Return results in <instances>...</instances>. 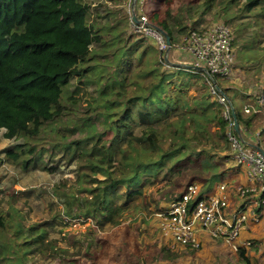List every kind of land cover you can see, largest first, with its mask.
<instances>
[{
	"label": "trees",
	"instance_id": "16d2710c",
	"mask_svg": "<svg viewBox=\"0 0 264 264\" xmlns=\"http://www.w3.org/2000/svg\"><path fill=\"white\" fill-rule=\"evenodd\" d=\"M128 3L0 0V130L7 139L21 140L4 150V158L24 169L32 161L44 168V152L50 158L62 152L61 160L75 162V178L52 188L62 204L55 214L90 219L99 229L120 224L118 200L142 196L160 172L180 193L192 181L209 192L223 180L229 143L222 106L205 78L173 62L169 52L178 35L212 10L211 20L227 25L241 16L264 18V0H153L149 10L145 0H135L136 18L143 12L150 27L170 37L165 59L149 36L132 27ZM248 21L235 26L245 30ZM262 53L246 60L241 92L261 84L250 68L264 62ZM229 90L238 124L253 129L264 120V102L252 103L260 114L244 115L232 99L236 91ZM140 208L133 205L129 215ZM23 219L14 204L0 206V264H27L30 254L65 260L66 249L49 237L45 224L25 226ZM118 232L124 234L108 242L107 252L104 242L105 264H153L167 254L153 244L139 249L137 237L125 236L127 228ZM84 245L93 259L89 243Z\"/></svg>",
	"mask_w": 264,
	"mask_h": 264
},
{
	"label": "rangeland",
	"instance_id": "374dc122",
	"mask_svg": "<svg viewBox=\"0 0 264 264\" xmlns=\"http://www.w3.org/2000/svg\"><path fill=\"white\" fill-rule=\"evenodd\" d=\"M100 1L102 0H89L91 4L96 6H99L98 4ZM152 2L153 0H145L144 8L149 10ZM91 8V11L94 12V7ZM99 9H101V7H99ZM213 11L214 10L207 13L203 21L197 23L196 26H207L211 22L220 21L217 19L211 20ZM255 19L258 20L259 24H264V18L258 15L241 16L239 19L235 20V24L242 20H249L248 24L245 26V30L243 25L235 26V24L229 23L233 37L232 49L235 53L233 64L235 77L227 80H224V78L218 79V83L222 87L226 86L224 90L230 89V87L233 86L237 94V89L239 88L238 94L232 97L235 105L239 108H242L244 100L247 101L248 99L247 104L250 105L254 102V99L252 100L251 98L253 97L252 94L247 96L243 93L246 90L243 92L240 91L242 82L245 80V71L247 69L246 62H248L246 60L249 57L255 58V55L261 54L264 51V30L259 29ZM175 34H177V32H175ZM180 35L177 36L175 43H178ZM252 36L254 37L253 41L251 40ZM146 41L151 45L148 39H146ZM169 53L171 54L172 61L177 64L192 66V63H195V60H191V56H189L187 52L172 48ZM262 54L264 55V53ZM252 63L254 66L250 68V74L257 70L259 76L258 80L263 84L264 62L260 61V65L257 63L254 64V62ZM250 84H252L250 86L253 87L255 83L252 81ZM257 86L258 85H256L253 90L249 91V93H252ZM234 90L232 91L230 89L229 94H234ZM190 92L193 93L192 91ZM256 114L258 115L260 112ZM263 122L264 120L258 123L255 121L253 124L256 128H259ZM253 129L251 128L248 130L252 133L242 130L244 141L249 145H258L264 148V141H257L256 136L253 134ZM3 131V129L0 130L1 208L5 209L11 203L14 204L22 211L25 226L31 223L45 224L46 228L49 229V237L55 239L59 247L66 249V253L64 254L65 260L63 261L62 259L58 260L41 254H30L29 258L26 260L27 264H72L68 260H72L73 264H105L102 259L104 242L107 243L105 245V252H107L110 245L108 242L116 240L118 235L124 234L123 232H118L119 229L123 228L128 229L129 234L125 236L131 235L127 238L131 239L137 237L139 249L144 245L153 244L156 249L164 248L166 250L167 254L165 256H159L153 264H262V262H264L261 261V259L260 262L255 261L252 257L254 253L258 252L260 258H264V240L262 239L257 241L250 239L251 242H249V245H243L241 248L238 246L240 251L237 252L233 249L231 242L211 236L208 242L209 256H205L203 253V250H206V244L200 239H198V247L192 245L181 247L179 244H172L173 241L168 240L162 234L159 213L166 209L170 200L179 195L181 189H178L177 186L166 184V178L169 180V175L165 177L164 172H160L156 178L145 184L142 196L137 195L134 196L133 199L118 200V202L123 205L124 215L120 224L116 226L108 225L103 229H99L90 219L85 220L82 217L68 218L63 213H58L59 215L55 214L56 209L62 208V204L53 194L52 188H56L61 184L69 185L73 182L75 178V162L71 161L67 163L65 160H61L60 154H62V152L55 153L51 158L44 152L43 158L46 161L44 168H42V165L40 166L38 163L32 161L30 165L24 169L22 165L11 163L4 158V150L14 147L17 143L21 142V140L5 138L3 136ZM227 153H229V149ZM222 156L224 155L222 154ZM227 163L229 167L223 175L222 179L224 181H229L234 174L242 172V169H245V165L238 167L237 165L233 166V162L228 161ZM51 165H53V168L49 169ZM124 189L123 186L118 187L120 192H124ZM247 200L248 198H242V201ZM136 204L140 205L142 208L134 213L133 216L129 215L133 213V205ZM247 222L248 221H245L240 229L238 234L239 238H243L248 227ZM84 241L89 243L86 247L88 250L91 249L93 259L85 253ZM250 248L253 249L251 255L248 254Z\"/></svg>",
	"mask_w": 264,
	"mask_h": 264
},
{
	"label": "built area",
	"instance_id": "2783aa9c",
	"mask_svg": "<svg viewBox=\"0 0 264 264\" xmlns=\"http://www.w3.org/2000/svg\"><path fill=\"white\" fill-rule=\"evenodd\" d=\"M127 12L131 21L133 20L132 0H129ZM135 2V0H134ZM146 15L141 12L138 21L132 23L134 30L149 36L160 49L167 48L163 34L148 25ZM232 29L229 25L214 21L207 26H195L188 28L180 35L178 43L173 44V48L182 52H187L194 59L192 66H184L190 72H199L205 78L212 98L222 106V116L227 122L226 137L229 143V153L227 162L236 165H245L247 184H237L234 193L237 198H248L254 193L264 195V157L254 145H249L244 141L242 130L248 131L246 126L239 124V133L234 130L232 111L234 110L232 101L225 92L226 86L220 87L218 79L224 80L235 77L233 63L235 53L232 49ZM172 46V45H171ZM199 67V68H198ZM245 95H253V99L258 105L264 102V83L257 86L254 93L244 92ZM252 112L259 113L261 109L254 108L250 104L242 107V114L248 115ZM253 134L264 138V122L261 127L254 128ZM229 188L224 180L216 183L209 192L201 191V184L197 181L188 183L183 191L171 200L166 209L159 213L160 229L165 237L181 246H199L197 234L200 231L207 232L215 238H222L232 242L237 238L240 229L247 221L244 210L229 209ZM252 220L258 219V213L250 210ZM233 249L236 245L233 243Z\"/></svg>",
	"mask_w": 264,
	"mask_h": 264
},
{
	"label": "crops",
	"instance_id": "0c3cea01",
	"mask_svg": "<svg viewBox=\"0 0 264 264\" xmlns=\"http://www.w3.org/2000/svg\"><path fill=\"white\" fill-rule=\"evenodd\" d=\"M243 99H244V96H243ZM252 100H253V98H252ZM247 101H248V99H247ZM247 101L244 100L242 107H243V105L248 103ZM254 102H255V100H254ZM251 105H253V104L251 103ZM260 138H262V139H260ZM257 141L263 142L264 138L258 137ZM262 149L264 150V148H262ZM235 165L236 164H234L233 166H235ZM237 166L239 167L241 165H237ZM240 169H242V168H240ZM226 182L228 183V188H229V199H230V203H231L230 204L231 209L244 210L241 208H246V209L249 208V210H244V212H246L247 221H248L247 222L248 227L246 229V232L244 233L243 238H239V235H238L237 238L232 242V245H233V243L236 245V248L234 250L239 252L240 251L239 247L241 248L243 245H245V246L249 245V242H251L250 239H254V241H257L260 239L264 240V195L254 193L248 197L247 201H241L239 198H237V196L233 190L237 184H243V185L247 184L245 169H242V172H237L236 174H234L230 178V180L226 181ZM250 209L255 210V212L258 213V219L257 220L254 221L250 218V216H249ZM166 238L171 241V239H169V237H166ZM197 238L206 244V250H203V253L205 254V256H209L210 252H209V245H208L209 243L208 242L210 241L211 236L205 231H200L197 234ZM172 244H174V242H172ZM181 247H183V246H181ZM252 250L253 249L250 248V250L248 251V254L251 255L253 253ZM244 252H243V255L245 256ZM252 257L255 261L260 262V259H261V261H264V258H260V255L258 252L254 253V255H252ZM262 264H264V262H262Z\"/></svg>",
	"mask_w": 264,
	"mask_h": 264
},
{
	"label": "water",
	"instance_id": "95a60500",
	"mask_svg": "<svg viewBox=\"0 0 264 264\" xmlns=\"http://www.w3.org/2000/svg\"><path fill=\"white\" fill-rule=\"evenodd\" d=\"M134 4V0H132V5ZM133 20L136 22L138 21V19L136 18L135 14H133ZM159 31L163 34L164 38H165V43L167 45V48L165 50V56L164 58L167 59V56H168V51L171 47V43H170V37L162 30L159 29ZM179 66H181L180 64H178ZM189 67V66H188ZM199 68V67H198ZM232 117H233V122H234V130L236 133H239L240 129H239V124H238V121H237V117H236V114H235V111L233 110L232 111ZM254 147L260 151V153L263 155L264 157V150L260 147V146H257V145H254Z\"/></svg>",
	"mask_w": 264,
	"mask_h": 264
}]
</instances>
